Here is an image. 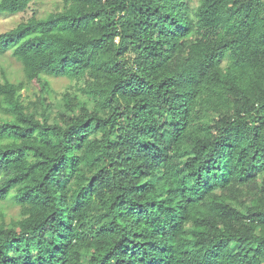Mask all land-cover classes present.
I'll list each match as a JSON object with an SVG mask.
<instances>
[{"label":"trees","instance_id":"1","mask_svg":"<svg viewBox=\"0 0 264 264\" xmlns=\"http://www.w3.org/2000/svg\"><path fill=\"white\" fill-rule=\"evenodd\" d=\"M191 1L62 0L0 33L42 84L36 109L0 80V264H264V0ZM47 77L80 92L54 115Z\"/></svg>","mask_w":264,"mask_h":264},{"label":"rangeland","instance_id":"2","mask_svg":"<svg viewBox=\"0 0 264 264\" xmlns=\"http://www.w3.org/2000/svg\"><path fill=\"white\" fill-rule=\"evenodd\" d=\"M198 0H192L191 5L196 6ZM62 6V0H36L31 3L24 11L10 14H0V33L14 28L19 22L27 20L32 15L44 16L49 12L55 11ZM38 65H34L32 69L25 72L22 69L21 64L11 55L8 51L3 55H0V80L5 78L9 79L13 84L18 85V82H23L25 88H22L21 92L27 95L29 99L33 101V106L36 109L40 108L41 103L37 100V95L41 89V83L36 80V71ZM49 83V97L48 104L51 110V115L56 114L63 106V94L69 93L71 102L75 101L73 93H79L76 90L77 85L75 82L62 77H47ZM5 208L6 220L17 215V207L10 206V201L3 202ZM219 253H224L221 247L215 248Z\"/></svg>","mask_w":264,"mask_h":264}]
</instances>
